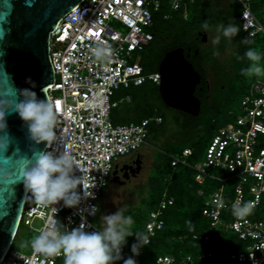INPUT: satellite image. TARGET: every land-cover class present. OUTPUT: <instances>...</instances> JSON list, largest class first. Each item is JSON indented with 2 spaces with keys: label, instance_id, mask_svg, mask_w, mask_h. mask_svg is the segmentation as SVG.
<instances>
[{
  "label": "built area",
  "instance_id": "1",
  "mask_svg": "<svg viewBox=\"0 0 264 264\" xmlns=\"http://www.w3.org/2000/svg\"><path fill=\"white\" fill-rule=\"evenodd\" d=\"M195 1L168 0V6L171 11L183 12L187 19L190 13L187 6ZM238 1L242 6V30L252 37L258 34L264 37V25L253 12V0ZM163 4L164 0H82L51 32L50 58L55 81L46 90L57 113L58 139L48 145L45 152L68 153L79 166L75 175L80 176L85 188L96 196L79 207L87 208L92 204L99 207L98 200L113 176L115 160L138 151L148 142L150 126L163 123L162 116L116 124L112 120L113 110L122 101L130 103L133 99L127 94L114 100L118 92L147 82L158 86L162 82L159 71H145L142 58L154 40L155 14L162 10ZM169 17L168 13L164 16ZM101 42L112 53L111 58L103 62L95 59L91 51ZM239 110L240 114L233 113V120L215 133L205 158L192 167L200 184L209 178L222 183L233 182L228 187L229 192L222 184L206 194L203 210L213 228L228 229L244 242L240 251L230 255V260L235 264H264V77L250 83ZM193 153L192 148H186L183 156L172 158V165L191 166L188 158ZM215 168L227 174H215L212 171ZM174 203L173 196L164 194L158 208L151 211L145 226L150 243L140 250L139 256L165 227V213ZM245 204L250 207V213L235 216L233 205ZM54 207L58 209L56 213ZM98 213L85 212L82 218L75 208L64 207L62 201L45 207L27 193L20 226H31L37 219L41 222L36 229L39 235L48 230L50 219H57L64 226L62 231H70L81 223L88 230H100L94 222ZM193 238L203 240L208 246L211 243L209 235L194 234ZM139 256L133 257L137 264ZM213 256L211 251L198 257L188 253L181 259L175 255H157L153 264H198V260ZM60 260H64L63 255L46 256L32 247L28 252L19 251L11 245L0 264H59ZM121 262L123 264V260Z\"/></svg>",
  "mask_w": 264,
  "mask_h": 264
},
{
  "label": "trees",
  "instance_id": "2",
  "mask_svg": "<svg viewBox=\"0 0 264 264\" xmlns=\"http://www.w3.org/2000/svg\"><path fill=\"white\" fill-rule=\"evenodd\" d=\"M201 1L202 0H196L194 3L190 4L191 10L189 9V18L185 19L183 12L171 11L168 6V0H164L162 10L155 14L154 40L143 52L142 63L147 73L158 72L160 62L169 50L176 47H184L186 55H190L188 57L189 60L202 74L203 80L196 89V95L202 100L203 107L207 104L210 95V81L206 82L209 78L206 75V68L197 61V59L199 57L201 58L203 54L200 47L202 37L199 36V32L207 31L204 23L220 21L222 15L209 12V10H201ZM237 3L236 7L230 9L224 15L223 28H226L229 25L235 26L239 29L238 34L231 38L222 35L220 39L221 51L218 54H214V52L213 54L208 53L206 56L208 58H218V62L233 64L238 68V71L242 76L244 75L242 74V70L249 68L252 64V62L245 56V52L249 48L261 53L264 60V37L261 34L252 37L248 32L242 30L240 20L242 9L238 0ZM252 7L256 17L264 25V1L253 0ZM167 13L170 14V17L165 19L164 16ZM245 41H247V43H245ZM228 52H230L229 54H232V58L230 57L227 60H221V56ZM148 83L150 82L139 87H132L136 90V97L139 100L138 107L134 111L133 116L136 121H141L150 116L163 117V123L160 125L152 124L150 126V138L154 135L156 136V132L163 130L169 124L167 114L160 109L161 105L169 106L163 101L158 88L151 86V88L148 89ZM206 83H208V86H206ZM130 89L125 90V92H129ZM149 91H152L153 93L157 92L159 95L158 100H147L146 96L149 94ZM132 98V102H134V96H132ZM141 101L146 102L142 103ZM218 106L222 107V104L219 103L214 105L216 117L221 113V107L218 109ZM177 111L181 114L187 115L189 118V122H179L183 125L184 129L183 127L179 128L178 133H182V131L185 133V129L188 131L193 125L195 126L194 121H196L198 117H194L180 110ZM218 119V117L213 119L216 130H218L221 125ZM229 120L232 121L233 116H231ZM119 121V119H116L113 122L118 123ZM215 133L216 132L213 133L209 140H206L207 135H205L198 143L185 144L182 147L174 145L168 147L164 153V161L156 165V175L150 179V192L143 200L148 208L146 209L145 207V209H138L139 211H134L132 209L128 210L126 216H130L133 221L130 227H132L135 232L145 234V226L149 220L150 213L152 210L158 208L162 196L168 194L175 199L174 205L169 207L165 213V227L158 232L153 242L146 247L145 253L139 256V264H153L157 255L169 254L175 255L181 259L188 253L198 257L207 251L213 252L214 256L212 258H204L201 261L198 260V264H235L230 260V255L234 252L240 251L244 246V242L241 241L235 233L228 229L222 228L218 230L213 228L210 220L203 213L206 194L218 189L222 184L226 185L228 191V187L231 186L233 182L222 183L209 178L205 183L200 184L195 179V170L192 167L203 159V157L205 158L204 153H206L207 146L211 142ZM204 142H206V146H203ZM188 147L194 150V153L188 158L191 166L184 164L173 166L172 158L174 156H183L184 150ZM215 169L216 171L212 169L215 174L220 176H225L227 174L223 170ZM201 192H203V194H201ZM20 229L21 226L19 227L18 233ZM18 233L12 246L18 237ZM194 234H198L201 237L209 235L211 237V243L208 246L205 245L203 240H194ZM134 240L135 237L132 236V241L134 242ZM131 254L132 252L130 251L125 257L128 258ZM121 263L122 262L120 261L118 264Z\"/></svg>",
  "mask_w": 264,
  "mask_h": 264
},
{
  "label": "water",
  "instance_id": "3",
  "mask_svg": "<svg viewBox=\"0 0 264 264\" xmlns=\"http://www.w3.org/2000/svg\"><path fill=\"white\" fill-rule=\"evenodd\" d=\"M81 1L0 0V112L5 113L6 120V127L0 129V262L20 227L27 196L24 173L48 146L30 138L27 124L14 106L23 98L20 90L24 89L36 92L40 99H50L46 88L55 81L50 58L51 32ZM199 35L207 42L206 32ZM189 56L184 47L165 54L159 65V91L166 105L196 117L202 110V100L196 95L202 74ZM136 163L133 176L143 167L141 159Z\"/></svg>",
  "mask_w": 264,
  "mask_h": 264
},
{
  "label": "clouds",
  "instance_id": "4",
  "mask_svg": "<svg viewBox=\"0 0 264 264\" xmlns=\"http://www.w3.org/2000/svg\"><path fill=\"white\" fill-rule=\"evenodd\" d=\"M207 28V24H205ZM239 29L229 25L223 28V35L231 38L238 34ZM214 43H219L217 38ZM247 43V41H245ZM95 59L106 61L111 58L110 48L103 42L91 49ZM245 56L252 62L251 66L242 70V74L264 75V69L259 66L261 53L249 48ZM35 85H33L34 87ZM23 97L14 106V111L27 124L29 136L39 143L54 144L58 137L55 131L57 113L51 100L46 97L38 98L36 92L20 90ZM0 129L6 127L5 113L0 112ZM79 166L71 155L64 153L55 155L52 152H42L35 157L24 173V185L27 193L42 206L56 205L63 202L67 208H75L83 218L85 212L95 215L99 207L95 204L87 208L79 207L82 202L96 199L93 191H88L80 176L75 175ZM82 186V188L80 187ZM95 188L96 185H91ZM58 211L54 207V212ZM251 211L250 207L233 205V214L245 216ZM103 230H88L84 223L70 231H62L64 227L57 219H50L48 230L42 231L31 240L35 252L46 256L63 255L64 264H137L133 257L140 255V250L150 243L148 237L141 232L130 231L133 221L124 215L123 209L103 215ZM134 236L131 244L132 256L124 258L123 248L128 244L127 238Z\"/></svg>",
  "mask_w": 264,
  "mask_h": 264
},
{
  "label": "rangeland",
  "instance_id": "5",
  "mask_svg": "<svg viewBox=\"0 0 264 264\" xmlns=\"http://www.w3.org/2000/svg\"><path fill=\"white\" fill-rule=\"evenodd\" d=\"M200 4L202 7L201 10H209V12L222 15L220 17V21H210L208 23H204V25L207 24L206 33L208 34V40L207 42H203V40H201L202 43H200V47L203 54L201 58L199 57L197 59V61L206 68V75L209 77L208 81H210V95L207 100V104L202 107L199 116H196L198 119L194 121L195 126L193 125L194 127L192 126V128H190L188 131L185 129V133H183L184 131H182V133L178 132L179 128L183 127V125L180 124L181 122H189L187 115L179 113L177 109L171 107L169 108L165 105L160 106V109H162V111L167 114L169 121V124L166 126V128L158 132L155 131L156 136L154 135L155 137H150L148 142L143 144L138 149V151L132 154L119 156L115 160V163L122 164L132 155L141 153L144 157V167L139 176L133 178L126 184H114L110 179L107 187H105L103 191L102 197L98 200L100 210L97 218L94 220L95 224L100 228L101 231L105 226L102 218L103 215L111 214L117 209H123L124 215L126 216L129 209L134 211H139L138 209H145V207L147 209L148 207L143 200L150 192V179L156 175V165L164 161V153L168 147L171 145L182 147L185 144L198 143L205 135H207L206 140H209L214 132H218V130L215 128L213 119L217 117L219 118L218 120L221 123L220 127L226 126L229 122H231L229 118L233 116V113L240 114L239 104L242 97L248 90L250 83L259 77H264V75L241 76L238 68L233 64L231 65V63L226 64L224 62H218V58H208L206 56L208 53L213 54L214 52V54H218L221 51L220 39L223 35L224 15L227 11L237 6V0H202ZM187 8L191 10L190 5H188ZM217 38L219 39V43H214L213 41H215ZM229 53L230 52L222 55L221 60L229 59L232 56V54ZM259 66L264 69L263 58L260 60ZM151 86H154L159 90L158 85L151 82L148 83V89H150ZM127 94H132V96L135 98L137 92L134 88L130 89L129 92L122 90L116 94L114 100L124 98ZM146 97L147 100H158L159 95L157 92L153 93L152 91H149V94ZM136 98L134 102L130 103L122 101L120 106L114 109L112 112V119H114L113 121L116 119L120 120L118 123L136 121L133 116L134 111L139 104V100ZM145 102L146 101H143L142 103ZM219 103L222 104V107L218 106V109L221 107V113L216 117L214 105ZM206 142L203 143V146H206ZM214 171H216V169H214ZM40 226L41 222H39L37 219H34V222L31 226L26 227L21 225L18 237L16 238V241L13 245L14 249L25 252L30 251L31 240L38 236V231L36 229H39ZM129 230L135 232L132 227H130ZM127 240L128 244L123 248L124 256L128 255V253L131 251V244L133 242L132 236L128 237ZM119 262L120 261L116 262V264ZM59 264H64V260H60Z\"/></svg>",
  "mask_w": 264,
  "mask_h": 264
},
{
  "label": "flooded vegetation",
  "instance_id": "6",
  "mask_svg": "<svg viewBox=\"0 0 264 264\" xmlns=\"http://www.w3.org/2000/svg\"><path fill=\"white\" fill-rule=\"evenodd\" d=\"M202 80H203V78H202ZM207 81L208 80H206V82ZM206 86H208V83H206ZM139 159H141L143 161L142 166L144 167V157L141 153H136V154L132 155L128 160H126L122 164L117 163L115 166V169L113 171V176L111 178V182L114 184L122 185V184H126V183L130 182L133 178H136L137 176H139L143 170V167H142L141 172L137 176L132 175V172L133 171L135 172V169L137 167L136 161ZM114 178H115V181H113Z\"/></svg>",
  "mask_w": 264,
  "mask_h": 264
},
{
  "label": "snow or ice",
  "instance_id": "7",
  "mask_svg": "<svg viewBox=\"0 0 264 264\" xmlns=\"http://www.w3.org/2000/svg\"><path fill=\"white\" fill-rule=\"evenodd\" d=\"M5 2H6V0H5ZM8 7H11V6L9 5ZM18 43H22V42H18Z\"/></svg>",
  "mask_w": 264,
  "mask_h": 264
}]
</instances>
